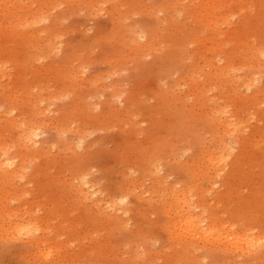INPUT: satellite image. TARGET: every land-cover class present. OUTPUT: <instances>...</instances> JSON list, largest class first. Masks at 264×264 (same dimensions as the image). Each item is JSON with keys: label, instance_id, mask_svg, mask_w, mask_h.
I'll return each instance as SVG.
<instances>
[{"label": "rangeland", "instance_id": "374dc122", "mask_svg": "<svg viewBox=\"0 0 264 264\" xmlns=\"http://www.w3.org/2000/svg\"><path fill=\"white\" fill-rule=\"evenodd\" d=\"M14 5L0 11V131L6 144L21 135L5 129L16 96L11 116L39 125L44 152L13 184L24 192H0V264H44L56 251L62 264H264V0ZM218 109L240 121L239 143L216 127ZM225 142L233 152L213 174L201 153ZM79 173L101 210L75 192ZM182 201L258 245L232 253L208 234L183 237ZM20 222L49 242L15 236Z\"/></svg>", "mask_w": 264, "mask_h": 264}, {"label": "bare ground", "instance_id": "6f19581e", "mask_svg": "<svg viewBox=\"0 0 264 264\" xmlns=\"http://www.w3.org/2000/svg\"><path fill=\"white\" fill-rule=\"evenodd\" d=\"M14 2H15V0H0V11L4 14L5 12H6V10H8L9 9V3H11V5L13 6L14 5ZM15 6V5H14ZM5 16H6V14H5ZM36 22V21H35ZM2 24H4V23H2ZM0 27H2V25H0ZM48 43V42H47ZM51 45V44H50ZM50 45H48V46H50ZM49 48V47H48ZM1 50V49H0ZM2 52V51H1ZM3 54V53H2ZM1 53H0V55H2ZM4 55V54H3ZM260 61L262 60V61H264V53L263 52H261L260 54H259V58H258ZM1 63V62H0ZM5 64V63H4ZM1 67H3V65L1 66ZM4 69V68H3ZM5 69H6V67H5ZM0 72H2L3 73V71H1V69H0ZM229 72V71H228ZM2 73L0 74V77L1 78H3V75H2ZM5 75H7V74H5ZM8 76V75H7ZM6 76V77H7ZM224 76H226L227 78L229 77V75H224ZM8 78V77H7ZM4 81V80H3ZM228 81H230V79L228 80ZM250 82L252 83V80H250ZM0 86H1V84H0ZM197 86H199L198 84H197ZM247 88H249V86H246ZM199 88V87H198ZM201 88V87H200ZM201 91V90H200ZM248 91V90H247ZM201 94V93H200ZM10 96L8 95V100L11 98H9ZM7 98V97H6ZM17 98L18 97H12L10 100L12 101V102H9V106H10V103H11V108L9 107V110L7 111V116H8V118H9V121H11V122H9L8 120L6 121V123H5V129L6 130H8V132H10V131H12V130H17V129H19L20 130V132H21V135L20 136H18L19 138H18V140L16 141H14V142H12L11 144H9V143H7L6 144V142H5V139H4V134H3V136H2V131L4 130V129H2V131H0V192H24L23 191V188H14L13 186V184L14 183H16L17 181H19V182H21L23 179H24V174H25V171H26V168H27V166L29 165V164H31V163H33V160H35V157H36V155L38 156L39 154H42L41 152H44V150L43 149H41V150H38V148H37V146H36V143H35V138L37 139L39 136H40V132H39V125H36L34 122H31V121H29V123H27V122H23L22 120L20 121V120H18V121H16L17 119L16 118H13L12 116H11V114L13 113V112H15V111H17L19 108H20V106L21 105H18L17 104V102L15 101V100H17ZM39 99V98H38ZM41 99V98H40ZM9 100V101H10ZM29 101V100H28ZM28 101H26V102H28ZM38 101V100H37ZM42 101H43V99H42ZM24 102V101H23ZM25 102V103H26ZM40 102V101H39ZM12 103H14V105H12ZM16 103V104H15ZM19 103V102H18ZM24 104V103H23ZM30 105H31V102H30ZM37 105H39V104H37ZM31 107V106H30ZM39 107V106H38ZM42 107V106H41ZM34 108L36 109V110H38V111H40L39 109H42V108H37V107H35L34 106ZM41 112V111H40ZM215 112H217L216 113V116H218L217 118L218 119H216L215 118V122H217L216 124V127L218 126L220 129H222L223 130V133H226V134H228L229 136H235L234 137V140H233V143L234 144H237V143H239L237 140H238V138L236 139V136L237 135H239V134H242V129H243V126L241 125V123H240V121H235V120H230L229 118H228V111H226V110H224V109H218L217 111H215ZM4 115H6V114H4ZM213 117V116H212ZM205 118H210V117H205ZM211 119V118H210ZM209 120V119H208ZM208 120H206V121H208ZM210 121V120H209ZM215 122L213 121V123L215 124ZM221 130V131H222ZM5 131V130H4ZM4 131H3V133H4ZM18 131V130H17ZM221 131H218V129H216V132H221ZM6 133V132H5ZM222 133V132H221ZM7 134V133H6ZM16 134V133H15ZM217 134V133H216ZM218 135H220V134H218ZM223 138V137H222ZM219 139V138H218ZM39 142V141H38ZM37 142V143H38ZM214 142V141H213ZM222 143V142H221ZM38 145V144H37ZM211 145V144H210ZM220 145V144H219ZM229 145V144H228ZM227 144H226V142L220 147V148H216L217 149V151H216V149H215V147L213 148V152L212 153H210L211 151H209V153L208 152H206V151H204V152H202L201 153V158L199 159V158H197V159H199V162L202 164V166L203 167H206L207 168V170L208 169H211V170H213V174H216V171H215V169L216 170H218V168H221V166L222 165H224V163L228 160V158L231 156V153L233 152V150H231L232 148L230 147V146H228ZM233 145V144H232ZM215 146V145H214ZM217 146V145H216ZM234 146H236V145H234ZM231 148V149H230ZM234 148V147H233ZM10 149H16V150H18V151H20L19 153H22V155H19V154H16V156H10V154H8V152H10L9 150ZM25 150V152H22L21 150ZM211 150V149H210ZM215 152H216V154H215ZM40 157V156H39ZM205 161H207L208 163H209V165H211L213 168H211V167H209L208 166V164L207 163H205ZM35 164V163H34ZM200 164V165H201ZM206 164V165H205ZM158 165L155 163V162H151V167H150V170H151V168L153 169V170H155V169H157L158 167H157ZM203 167H201V169H200V171H199V173H198V175H203V171H204V169H203ZM30 168V167H29ZM28 168V169H29ZM223 168V167H222ZM27 169V170H28ZM221 170V169H220ZM157 171V170H156ZM222 171V170H221ZM151 172H153V171H151ZM155 172V171H154ZM153 172V173H154ZM158 172V171H157ZM219 172V171H218ZM159 173V172H158ZM218 174V173H217ZM77 175H79L78 176V179H76L77 180V184L76 185H74L75 186V189H76V191L75 192H85V198L86 199H90V202L91 203H93V205L94 206H97V207H99V209L101 210V208H102V206L100 207V201L102 202V200H98V199H95V198H98L97 196H98V191L95 189V186L91 183V182H89L88 181V179H87V177H86V175L84 174V173H79V174H77ZM207 175L208 176H210V174H209V172L207 171ZM27 176V175H26ZM220 176V175H219ZM216 177V176H215ZM214 178V177H213ZM218 178V177H217ZM23 182V181H22ZM72 185V186H73ZM163 185V184H162ZM13 188V189H12ZM166 188V187H165ZM169 188V187H168ZM175 188V195L177 196L178 195V192H185V190L187 189V187H185L186 189H182V188H177V187H174ZM173 187H172V189H174ZM188 191H189V189H187ZM125 191H127V190H125ZM171 191H173V190H171ZM210 192V191H209ZM78 194V193H77ZM80 194H83V193H80ZM163 194H164V192H163ZM171 194H172V192H171ZM185 194V193H184ZM174 195V196H175ZM186 195H188L187 193H186ZM172 196V195H171ZM179 196L180 195H178V198H179ZM101 197V196H100ZM125 197V196H124ZM123 197V198H124ZM173 198V197H172ZM177 198V197H176ZM100 199V198H99ZM183 199V198H182ZM181 199V200H182ZM184 199H186V198H184ZM124 199H122V200H120V201H123ZM177 199H175V201H176ZM180 200V201H181ZM163 201V200H162ZM177 201H179V200H177ZM176 201V202H177ZM184 201V200H183ZM182 201V202H183ZM104 202V201H103ZM102 202V203H103ZM189 202H191V201H189ZM105 203V202H104ZM181 203V202H180ZM186 203V205L184 204V202H183V204L185 205V207H183V206H181V207H183V208H187L188 210H185V209H182V211L183 212H185V215L188 217H186L187 218V220H186V222L184 223V220H183V215H180L179 216V221H177V229H176V231H178V229L182 232V235H183V237H185V236H187V235H189V233H195V234H200L201 236H206L207 234V237H211L214 241L213 242H215V241H219L220 242V240L222 241V240H226V242H228V243H226V242H223V243H226V244H222V242H221V246H222V248H223V250H225L226 251V249H227V247H230L231 249H233V251L231 250V252L232 253H234V251L236 252V251H240V252H244V250H245V248H243V247H248V249L249 248H255L256 247V245H258V243L256 244V240H257V242H258V240L259 239H257L256 237H259L258 235L256 236V237H254V239L252 238V239H249L248 237L246 238L245 237V235H237V234H235V232L233 231V230H231V228H229V227H227V226H225L224 228H219V227H216L215 226V224H217L215 221H212V222H207L206 221V219L204 220V218H202V217H200V216H198L199 214L197 213V212H195L196 210L194 209V208H192L193 206V204L191 205L190 203H188L187 201L185 202ZM179 205V204H178ZM114 206H116V204L114 205ZM177 206V205H176ZM180 206V205H179ZM199 207V206H198ZM108 210L109 209H111V207H106ZM170 208V207H169ZM196 208V207H195ZM176 208H174V210H175ZM179 209H181L180 207H179ZM5 212H7L6 210H4ZM117 211H119V210H117ZM168 211V210H167ZM170 211V210H169ZM168 211V212H169ZM178 211V210H177ZM174 212V211H173ZM177 213V212H176ZM180 213H181V210H180ZM175 214V213H174ZM179 214V213H178ZM177 214V215H178ZM198 214V215H197ZM203 214V213H202ZM9 215H10V213H9ZM13 215V214H12ZM184 215V216H185ZM205 215V214H204ZM2 216H5L6 217V215H2ZM202 216V215H201ZM2 220L4 219V218H2V217H0ZM9 217H7V219H8ZM176 218H178L177 216H176ZM185 219V218H184ZM213 219V218H212ZM178 220V219H177ZM183 220V221H182ZM210 220V219H209ZM4 221V220H3ZM8 221V220H7ZM173 221H176V220H173ZM2 222V221H1ZM0 222V223H1ZM9 222H11V221H9ZM29 222V221H28ZM27 222V223H28ZM20 223H22V222H20ZM174 223H176V222H174ZM209 223V224H208ZM215 223V224H214ZM15 224V223H14ZM24 223H22V224H19V223H17V224H15V225H17V227H12L13 229L14 228H16V229H14V235L15 236H27V238L26 239H32V240H29L30 242H29V244L31 245V246H34L35 244L36 245H41L42 243L44 244V243H46V242H49V240H47L48 238H46L44 235L41 237H37V236H33V238L30 236V234H34L35 233V228H33V227H29V225L28 224H30V222L27 224V225H23ZM2 225H3V223H2ZM12 225H13V223H12ZM11 225V226H12ZM171 226H173V225H171ZM3 227V226H2ZM9 227H10V225H9ZM172 228V227H171ZM10 230V229H9ZM183 230L185 231V233L183 232ZM6 232V231H5ZM174 232H175V230H174ZM178 233V232H177ZM35 235V234H34ZM174 235V234H173ZM250 235L251 234H249V237H250ZM252 235H254L253 233H252ZM5 236V235H4ZM7 236H8V234H7ZM6 236V237H7ZM10 236V235H9ZM13 236V235H12ZM171 236H172V234H171ZM178 236H179V234H178ZM190 236H192V235H190ZM17 237H15V238H17ZM31 237V238H30ZM176 237V236H175ZM195 237V236H194ZM252 237V236H251ZM264 237V236H263ZM14 238V239H15ZM188 238V237H187ZM205 238V237H204ZM260 238V237H259ZM177 239V238H176ZM180 238H178V240H179ZM184 239V238H183ZM191 239V238H190ZM13 240V239H12ZM21 240V239H20ZM177 240V241H178ZM197 240V239H196ZM262 240H263V238H262ZM175 241V240H174ZM182 241V240H181ZM190 241H194V240H190ZM198 241H200L199 239H198ZM206 241V240H205ZM260 241V240H259ZM202 242V241H201ZM218 242V243H219ZM188 243H190V242H188ZM205 243V242H204ZM206 243H208V242H206ZM263 242H261V244H262ZM209 244V243H208ZM214 244V243H213ZM212 244V245H213ZM216 244V243H215ZM228 244V246H226ZM260 244V243H259ZM217 245V244H216ZM215 245V246H216ZM264 245V244H263ZM42 246V245H41ZM46 246V245H45ZM49 246V245H48ZM47 246V248H50L49 250H52L53 249V247H48ZM189 246V245H188ZM211 247H213V246H211ZM218 247V246H217ZM259 247V246H258ZM257 247V248H258ZM261 247V246H260ZM262 247H264V246H262ZM42 248H43V246H42ZM219 248V247H218ZM217 248V249H218ZM229 248V249H230ZM35 249V248H34ZM40 249V248H39ZM221 249V248H220ZM247 249V248H246ZM262 249V248H261ZM48 249H47V251H49ZM222 250V251H223ZM40 251V250H39ZM39 251H38V254H39ZM47 251H45L44 252V250H43V252L41 251L40 253H44V254H42V255H45V253L47 252ZM258 251H260V250H258ZM57 253H55V257H51V256H53V253H51V258H53V259H55V260H51L50 261V259L48 260V262L46 263L45 261L43 262L42 261V263H44V264H59V263H61L62 264V262L64 263V257L65 256H63V257H61L62 255H59V253H58V251H56ZM224 252V251H223ZM251 252H253L254 253V250L253 251H251ZM256 252H257V249H256ZM250 253V252H249ZM48 254L50 255V251L48 252ZM40 255V254H39ZM41 255V256H42ZM243 255H244V253H243ZM246 255H247V253H246ZM250 255H252V254H250ZM245 256V255H244ZM247 256H249V255H247ZM262 256V255H261ZM264 256V255H263ZM40 257V256H39ZM43 257V256H42ZM48 256H47V254H46V258H47ZM240 257H242V256H240ZM41 260V259H40Z\"/></svg>", "mask_w": 264, "mask_h": 264}]
</instances>
